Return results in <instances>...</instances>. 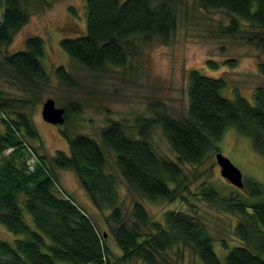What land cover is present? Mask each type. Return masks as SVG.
I'll use <instances>...</instances> for the list:
<instances>
[{"label":"trees","instance_id":"16d2710c","mask_svg":"<svg viewBox=\"0 0 264 264\" xmlns=\"http://www.w3.org/2000/svg\"><path fill=\"white\" fill-rule=\"evenodd\" d=\"M85 2V31L65 36L61 47L98 75L127 67L141 43H168L178 27L182 4V0ZM196 2L204 9L229 14L231 34L239 30L240 23L257 28L249 40L264 49V0ZM30 5L31 0H0V48L11 44L28 22ZM44 53V40L35 35L26 39L24 49L5 56L11 77L35 93L49 83L41 62ZM261 66L264 73V64ZM57 74L67 85H76L64 66L57 68ZM225 86L223 78L192 69L186 115L173 116L159 104L154 117L139 120L136 135L116 120L103 126L95 138L81 133L71 136L65 130L70 154L58 150L47 157L49 162L33 144L42 140L27 110L35 99L0 90V121L4 125L0 132V223L21 235L14 242L0 239V264H184L187 250L198 259L197 264H264V183L251 180L253 200L221 199L222 194L209 183L201 184L198 193L192 189L201 175L197 166L220 152L218 142L228 128L250 137L255 150L264 155V87L256 88L251 103L239 93L233 99L224 96ZM64 107L66 124L81 108L77 102ZM156 127L162 129L175 158L156 149L151 140ZM33 154L37 163L29 165ZM108 154L113 156L119 176L143 198L181 201L192 213L173 209L164 213L163 221L153 220L143 202L136 200L130 214H125L116 187L117 174L108 170ZM188 166L194 169L187 171ZM55 168L73 169L92 203L98 208L105 203L109 206L110 234L122 251L117 260L112 258L105 233L88 209L62 187ZM198 194L240 217L232 234L237 242L221 240L224 258L215 250L213 237L189 200Z\"/></svg>","mask_w":264,"mask_h":264},{"label":"rangeland","instance_id":"374dc122","mask_svg":"<svg viewBox=\"0 0 264 264\" xmlns=\"http://www.w3.org/2000/svg\"><path fill=\"white\" fill-rule=\"evenodd\" d=\"M86 13L85 0H31L28 22L16 33L11 44L0 48V90L18 98L35 99L27 110L31 112L42 140L33 144L38 153L46 158H51L58 150L70 154L68 140L63 134L65 130L71 136L81 133L95 138L103 126L116 120L123 122L136 135L139 120L154 117L159 104L164 105L173 116L186 115L189 72L192 69L211 77L223 78L226 86L222 94L231 99L239 93L254 103V91L259 86L264 87L261 66L264 64V49L254 40H249L257 28L240 23L239 30L231 34L228 27L232 17L224 10L204 9L196 0H182L178 9L179 24L168 43L157 40L141 43L130 57L127 67L112 68L109 73L102 75L91 73L61 47L62 38L85 31ZM35 35L44 40L45 53L41 62L49 77L48 85H43L38 93L11 77L10 67L5 63L6 55L24 49L26 39ZM211 61L216 66H211ZM59 66H64L72 74L76 85H67L62 81L57 74ZM37 96L40 97L38 100ZM49 98L54 99L58 107L77 102L81 109L78 113H72L66 124L46 122L42 110ZM3 126L0 121V132ZM151 140L161 154L175 158L160 127L154 128ZM218 146L220 152L241 170L244 186L237 187L221 175L214 154L204 164L197 166L201 175L194 182L193 191L198 193L201 184L209 183L222 194L221 199L253 200L252 181L264 183V155L255 150L250 137L235 128H228L224 132ZM108 157V170L117 174L116 187L125 214H130L136 200L143 202L153 220L163 221L164 213L168 210H190V206L181 201L151 202L143 198L119 176L113 156L108 154ZM35 163L37 157L33 154L28 164ZM55 169L62 187L88 209L99 230L105 233L112 258L117 260L122 251L110 234L109 206L105 203L98 208L92 203L73 169ZM191 169L194 167L188 166L187 171ZM189 200L196 210V216L213 237L215 250L224 258L221 240L237 242L238 239L232 234L240 217L228 213L199 194ZM26 220L33 226L28 213ZM19 237L21 235L11 232L0 223V239L14 242ZM174 251L176 249L172 251L173 256ZM196 261L199 263L190 251H185L184 264H197ZM127 264L134 262L127 261Z\"/></svg>","mask_w":264,"mask_h":264},{"label":"water","instance_id":"95a60500","mask_svg":"<svg viewBox=\"0 0 264 264\" xmlns=\"http://www.w3.org/2000/svg\"><path fill=\"white\" fill-rule=\"evenodd\" d=\"M64 107H58L54 99L49 98L43 104L42 115L46 122L62 125L65 122ZM216 161L220 166L221 175L231 184L242 188L244 186L241 170L223 153L216 154Z\"/></svg>","mask_w":264,"mask_h":264}]
</instances>
